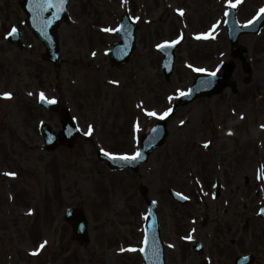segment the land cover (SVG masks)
I'll return each mask as SVG.
<instances>
[{"label": "rangeland", "instance_id": "374dc122", "mask_svg": "<svg viewBox=\"0 0 264 264\" xmlns=\"http://www.w3.org/2000/svg\"><path fill=\"white\" fill-rule=\"evenodd\" d=\"M17 3L0 0V40L18 25ZM235 3L71 0V19L57 31L63 58L57 68L44 64L41 51L35 57L0 42V264H142L145 210L140 186L160 200L163 234L167 242L172 237L175 246L166 250L167 261L176 260L178 248L187 258L190 245L181 234L191 225L179 212L188 210L193 216L197 199L180 206L166 197V190L193 198L198 190L214 194L216 184L220 194H232L235 201L229 216L249 219L246 232L231 229L232 236L241 234L234 249L256 252L264 260V231L257 217L261 200L256 195L264 190L257 175L258 168L264 170V25L257 35L239 38L252 66L246 75L231 57L223 26V11ZM260 8L264 0H241L236 4L237 23L245 24ZM123 11L137 22L136 49L125 66L115 68L109 63L108 48L117 40L115 29ZM176 38L180 46L174 50V70L164 79L156 47ZM232 59L237 94L225 90L178 107L166 121L163 145L136 173L110 169L97 159L98 150L114 155L137 151L140 138L178 101V90L188 91L197 76L194 69L211 71ZM247 77L251 81L244 84ZM41 92L56 99L59 110L71 115L79 128L81 136L71 148L60 142L44 148L37 124L44 122L58 134L62 116L38 105ZM145 110L158 115L149 116ZM255 146L258 154L253 153ZM243 204L248 205L246 211L240 208ZM67 208L83 211L88 243L77 241L64 223ZM234 222L229 221L230 228ZM237 222L242 225L240 219ZM191 223L202 228L199 221ZM218 236L214 230L211 244ZM33 246L35 256L30 252Z\"/></svg>", "mask_w": 264, "mask_h": 264}, {"label": "water", "instance_id": "95a60500", "mask_svg": "<svg viewBox=\"0 0 264 264\" xmlns=\"http://www.w3.org/2000/svg\"><path fill=\"white\" fill-rule=\"evenodd\" d=\"M53 11L49 12V22L53 23V27H56L58 22L61 21V16L59 15V11L56 7L52 8ZM56 11V13L54 12ZM231 19V18H230ZM229 23V22H228ZM264 23V17L259 20L255 26H250L249 28H244V29H238V30H228L229 32V37L232 43V46H236V39L238 35L242 33H247V32H256L258 27L261 26ZM135 26L129 21L127 16H123L122 20L120 22V28L117 31V34L120 37V42L118 44L113 45L112 51H111V59L112 61L121 66L123 65L130 52L134 48V33H135ZM38 36L43 39L42 34L38 33ZM44 43L46 45V48L48 49V55L47 59H50L51 61H55V63H59V56L53 52H56L55 49L51 50V45L48 44L47 41L44 40ZM159 52L163 54V72L166 78L169 77L172 66H173V61H174V54H173V47L171 46H163L159 48ZM57 53V52H56ZM54 54V55H53ZM234 56H240L243 68L247 70V64L244 62L245 58V52L244 51H237L233 54ZM54 56L53 58H51ZM233 70V65H227L225 67V76L221 79L215 78L212 82L208 83L209 79L206 78H198L196 82L194 83L193 87L191 88L190 92L185 95L179 103H177L174 107L173 110L175 111L177 107L180 105H186L188 103H191L195 99L199 97H210L212 95L220 93L225 86H229V84H232L229 81L230 74ZM165 123H162L158 125L153 132L151 133L150 136L144 137L142 140V149H141V155L139 158V161H145L147 158V155H149L153 150L156 148L160 147L163 143L164 138L166 137L167 132L165 131ZM73 133H71L72 135ZM76 136V134L69 138V137H63V138H57L55 143L58 142H63L70 144L73 138ZM54 143V144H55ZM53 144V145H54ZM53 145L51 147H53ZM151 239H149V242ZM148 242V243H149ZM147 260H148V254H147Z\"/></svg>", "mask_w": 264, "mask_h": 264}, {"label": "snow or ice", "instance_id": "6c2138e0", "mask_svg": "<svg viewBox=\"0 0 264 264\" xmlns=\"http://www.w3.org/2000/svg\"><path fill=\"white\" fill-rule=\"evenodd\" d=\"M229 2L231 3V0H229ZM240 2H241V0H236V3H235V4H232V7H235L236 4H239ZM180 11H181V14H183V10H180ZM260 11H261L262 13H264V8L260 9ZM225 15H227V13H225ZM249 23H251V21H249ZM106 30H109V29H106ZM12 31L15 32L16 29L13 28ZM11 34H12V33H9V35H11ZM172 43L174 44V43H176V41H172ZM158 47H162V45H159ZM93 55H95V53H93ZM189 67H191V65H189ZM195 71H196V72H200V73H202V72H206L207 70H206V69H203V68H196ZM209 75H211V76H215V75H216V72H215V71L209 72ZM113 83H116V82L114 81ZM178 91H179V94H180L181 96L187 94V93H185L184 91H180V90H178ZM3 95H4L5 97H9V98H10L12 94H11V93H3ZM40 96H41L42 99H46L45 94H44L43 92L40 93ZM169 99H172V98L169 97ZM50 102H53V103H54L55 100L53 99V100L50 101ZM171 111H172V109H168V110H166L163 114H161V115L159 116V118L163 119V118L167 117ZM145 112H146L147 115H149V116H153V117H156V116L158 115L154 110H151V111H149V110H145ZM181 123H184V122L181 121ZM86 134H88V135L91 134V126L89 127V131H88V133H86ZM105 154L108 155V156H110L111 158H120V159H125V160H127V159H136L137 157L140 156V153H139V152H136L135 155H133V156H129V155H127V154H124V155H121V156H119V157H116L113 153L105 152ZM8 175L14 176V175H16V174H15V173H8ZM185 198H186V197H185ZM262 211H264V210H262ZM187 238H188V239H191V237H187ZM45 243H46V242H45ZM40 247L43 248V247H44V244H41ZM140 251L143 252L144 249L141 248Z\"/></svg>", "mask_w": 264, "mask_h": 264}, {"label": "flooded vegetation", "instance_id": "af4514ba", "mask_svg": "<svg viewBox=\"0 0 264 264\" xmlns=\"http://www.w3.org/2000/svg\"><path fill=\"white\" fill-rule=\"evenodd\" d=\"M227 198V197H226ZM198 202H195V204L192 206V212H193V216L192 217H190L189 215H190V213L189 212H191V211H181V212H179V216L182 218V220H184V219H186V218H194L195 217V215H196V212H194V210H197V213H198ZM221 204H225V198L223 199V200H221ZM190 205V203L188 204V205H186V206H189ZM188 214V215H187ZM223 245H221V246H218L217 247V254H222V253H224L225 252V248L224 247H222ZM222 247V248H221ZM212 251V250H211Z\"/></svg>", "mask_w": 264, "mask_h": 264}]
</instances>
